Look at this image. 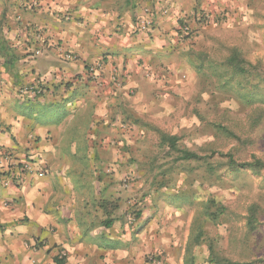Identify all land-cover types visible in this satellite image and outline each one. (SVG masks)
I'll return each mask as SVG.
<instances>
[{
    "label": "rangeland",
    "instance_id": "1",
    "mask_svg": "<svg viewBox=\"0 0 264 264\" xmlns=\"http://www.w3.org/2000/svg\"><path fill=\"white\" fill-rule=\"evenodd\" d=\"M37 1L16 0L14 6L34 7ZM65 1L69 5L78 0ZM128 4L130 37L151 49L130 56L135 57L138 73H131L126 61L111 68L121 96L116 112L112 108L104 116L106 123L93 120L81 136L75 131L81 143L59 147L75 155L70 157L74 172L69 180L76 195L90 183L100 191L106 187V221L120 214L116 217L125 226L122 237H153L148 263L263 264L264 0ZM142 18L151 22L145 30L139 25ZM58 46L61 61L79 60ZM34 54H41V49ZM234 55L241 66L252 65L260 78L233 76L228 62ZM219 125L235 138L218 132ZM167 135L177 137L180 149L213 156L211 161L219 153H231L239 163L258 159L263 168L252 172L221 167L210 174L196 163L176 162L178 154L163 143ZM209 199L225 208L215 223L201 215ZM252 205L258 207L259 226L250 233L242 217ZM200 231L203 235L195 244ZM209 247L217 263L211 262Z\"/></svg>",
    "mask_w": 264,
    "mask_h": 264
},
{
    "label": "crops",
    "instance_id": "2",
    "mask_svg": "<svg viewBox=\"0 0 264 264\" xmlns=\"http://www.w3.org/2000/svg\"><path fill=\"white\" fill-rule=\"evenodd\" d=\"M128 1L0 0V151L11 159L0 165V264H151L153 237H122L120 214L106 221V187L76 195L75 155L59 149L106 123L121 96L111 68L126 61L138 73L130 56L151 49L130 37ZM60 44L79 60L61 61Z\"/></svg>",
    "mask_w": 264,
    "mask_h": 264
},
{
    "label": "trees",
    "instance_id": "3",
    "mask_svg": "<svg viewBox=\"0 0 264 264\" xmlns=\"http://www.w3.org/2000/svg\"><path fill=\"white\" fill-rule=\"evenodd\" d=\"M228 64L232 68V71L234 73L233 76H241L243 78L255 76L256 78H260L259 75L257 74L255 75L253 71H251V69H253L252 65L249 64L248 68L241 66L238 57L235 55L230 59ZM217 130L226 137L228 136L231 138H235V134L229 131L226 127L219 125L217 127ZM177 140H178L177 137L169 136V135L165 136L163 139V143L166 144L169 150L174 151L175 153L178 154L175 161L176 162L180 161L184 164L196 163L198 166L200 165L199 167H203L204 170L206 172H209L210 174H213L216 170L220 169L221 167H224L225 169L232 171L251 170L252 172L260 171L263 168L262 162L258 159H254L252 162L239 163L233 159L231 153H226V154L219 153L217 155L218 158L216 160L211 161V158L213 156H205V155L202 156L188 149H180L177 145ZM214 154H215L214 152L211 153V155ZM257 210L258 207L256 205H252L246 211L245 216L242 217L243 219H245L244 226L246 227L247 231L250 233L255 231V229L259 226L258 215L256 214ZM224 211H225L224 207H222L221 205H217L213 199H209L203 204L201 215L204 217L206 221L215 223L219 219V217L223 215ZM108 222H111V219H109ZM202 235L203 232L200 231V233H198V236L194 237L195 244H199L198 238L202 237ZM209 252H210L211 262L217 263L215 257L213 256L214 251L212 247H209ZM260 262H263L264 264V260H261ZM241 264H255V261L245 262Z\"/></svg>",
    "mask_w": 264,
    "mask_h": 264
},
{
    "label": "built area",
    "instance_id": "4",
    "mask_svg": "<svg viewBox=\"0 0 264 264\" xmlns=\"http://www.w3.org/2000/svg\"><path fill=\"white\" fill-rule=\"evenodd\" d=\"M150 24L151 22L147 18H142L139 23L141 30H145ZM10 161V155L5 153L4 151H0V165L9 164ZM22 169L27 173H32L34 171V167L31 163L24 164L22 166ZM59 258L64 259L65 253L61 252L59 254Z\"/></svg>",
    "mask_w": 264,
    "mask_h": 264
}]
</instances>
